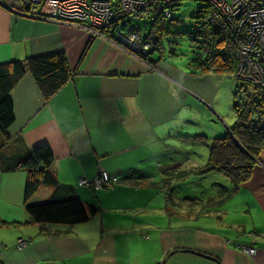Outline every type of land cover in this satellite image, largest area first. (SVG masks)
<instances>
[{
  "label": "crops",
  "instance_id": "crops-1",
  "mask_svg": "<svg viewBox=\"0 0 264 264\" xmlns=\"http://www.w3.org/2000/svg\"><path fill=\"white\" fill-rule=\"evenodd\" d=\"M2 6L0 64L63 54L71 78L48 102L30 74L11 91L14 120L0 150V264H264V153L229 199L216 195L217 185L227 188L217 181L211 183L214 193L198 189L201 195L188 199L198 203V214L169 210L156 186L174 171L204 167L208 148L183 137L224 134L213 121L222 118V76L192 75L156 59L152 68L128 45L18 17ZM44 145L59 188L41 185L29 204L63 200L70 190L96 210L85 223L70 228L33 223L24 210L26 172L1 168L12 146L21 158ZM99 170L121 182L100 191L78 186L80 180L93 181ZM232 199L242 201L240 213L250 216L253 207L258 213L250 230L223 222L220 208ZM200 218L217 228L196 225ZM40 228L46 231L40 234ZM20 239L28 242L21 249Z\"/></svg>",
  "mask_w": 264,
  "mask_h": 264
},
{
  "label": "trees",
  "instance_id": "trees-1",
  "mask_svg": "<svg viewBox=\"0 0 264 264\" xmlns=\"http://www.w3.org/2000/svg\"><path fill=\"white\" fill-rule=\"evenodd\" d=\"M173 2L172 10L176 7V0ZM200 13L205 20L200 32V36L204 39L202 44L204 55L203 59L197 60L196 65L189 66L188 72L192 75L207 73L219 76L233 75L234 77L237 56L229 35L217 31L211 26L209 22L210 7L207 4ZM149 18L152 21L150 33L146 38H141L139 35L141 44L148 43L150 45L149 56L154 52L162 54L161 37L166 18L161 13H153ZM168 19L171 21V17ZM134 21L139 20L132 22ZM90 43L86 45L82 56ZM149 59L154 60L150 57L145 59L146 62H150ZM161 60L158 59L157 61ZM149 62L147 63L150 65L155 64ZM26 74L31 75L45 102L54 97L71 78L67 60L63 54L0 64V150L8 143L7 132L14 120L11 91ZM235 81L234 99L236 100L240 92L246 95L245 102L241 107L236 103L234 104L236 122L228 129L229 132L224 138L210 139L204 135L182 138L192 145L207 147L208 156L204 167L197 171L187 169L174 171L164 177L159 185H156L158 190L162 191L166 206L170 204V201L172 202L171 182L183 181L192 174L203 176L207 173L216 172L226 177L231 183L230 189L217 185L215 190L216 195L224 199H229L242 184L250 179L260 154L264 153V118L262 114L264 96L249 84L237 82L236 79ZM249 89L253 90L250 95L248 94ZM9 151L13 152L9 154L10 157L3 159V167L1 168L5 171L26 172L24 210L33 223L42 227L62 226L70 228L85 223L95 215L96 210L86 208L70 190H67L68 195L63 200L50 199L44 203L30 205V199L41 185L59 188L54 177L48 171L53 162L52 154L45 145L29 151L27 155L21 158H17L18 154L13 146ZM1 157L3 156H0V159H2ZM117 182H121V180L118 178H115L114 181L110 180L109 188L104 190L110 189ZM171 204L175 205L173 202ZM39 231L42 234L46 228H40Z\"/></svg>",
  "mask_w": 264,
  "mask_h": 264
},
{
  "label": "built area",
  "instance_id": "built-area-1",
  "mask_svg": "<svg viewBox=\"0 0 264 264\" xmlns=\"http://www.w3.org/2000/svg\"><path fill=\"white\" fill-rule=\"evenodd\" d=\"M173 1L0 0V4L18 17L44 19L82 30L94 38H112L111 40L128 45L131 49L135 46L137 55L134 56L147 63L150 46L148 43L141 44L139 35L131 25L132 21L149 18L153 13H161L168 19ZM195 1L207 4L210 7L211 26L229 35L236 50L237 65L234 77L237 82L249 84L264 96V0ZM110 180L114 181L115 178H110L99 170L93 181L80 180L78 186L100 191L109 188ZM26 245L27 242L22 239L16 244L17 248ZM249 253L252 254L253 250H249Z\"/></svg>",
  "mask_w": 264,
  "mask_h": 264
},
{
  "label": "rangeland",
  "instance_id": "rangeland-1",
  "mask_svg": "<svg viewBox=\"0 0 264 264\" xmlns=\"http://www.w3.org/2000/svg\"><path fill=\"white\" fill-rule=\"evenodd\" d=\"M175 4L176 7L174 10H172L170 16L171 21L169 19H166L163 23V30L161 37L162 54H159L158 52H154V54L152 55L150 54L149 56L148 53L149 56L148 58L151 57L152 59H156V60L162 59V61L168 62L182 71H186V70L188 71L190 65H196L197 60L203 59L204 52L202 50V44L204 42V39L203 37L200 36V32L203 28L205 20L203 19L202 13H200V11L203 10L206 4L195 0H176ZM151 24L152 21L150 20V18L132 22L134 29L136 30L137 34L140 35L141 38H146L149 35ZM124 37L128 38V36L126 35H124ZM106 39L110 43L116 44L117 46L121 47L123 45L121 43H118L116 40L115 41L111 40L112 38L108 39L105 37V40ZM135 44L137 45V43ZM136 49L137 48H135V46L132 47L131 52H133ZM133 53L137 55L135 51ZM139 60L144 62L142 58L141 59L139 58ZM150 67H152V65H150ZM220 81L222 82V84L218 98L220 99L219 102L221 104L222 118L219 121L216 117H214L213 121L214 123H218V125L224 130V134L220 137V138H224L227 134V130L230 129L236 122V116L234 113V104L236 103L241 107L245 102L246 95L243 92H240L237 95L236 100L234 99L235 91H236L235 90L236 81L233 75H224L220 77ZM252 93L253 90L249 89L248 94L250 95ZM262 114L264 118V108L262 109ZM208 128L212 129V126L209 125ZM189 146L190 145L188 144V147ZM179 155L181 156V154ZM211 176L205 177L204 179L196 178V179H185L180 182H174V181L171 182L170 185L173 189V193L171 194L172 202L173 203L176 202L175 201L176 197L178 201L176 202L175 205L171 204L172 202L170 201V204L169 205L167 204V208L175 213L178 211L180 212L190 211L192 213L198 214V211L200 209L198 207L200 206L197 205L198 204L197 202L188 199L194 198L195 193L197 195H201L200 194L201 192H199L200 189L204 188L205 191L207 190L206 193H214L213 190H211V188H213L211 184L213 183L212 181H217L216 183H221L222 185H225L228 189H230L231 183L229 181L228 182L226 181L228 180L226 177H224L223 175H218L221 177L218 180H215ZM219 180L220 182H218ZM163 200H164V196H163ZM248 201H250L251 204L254 206L251 200ZM241 202L242 201L240 199H232L231 201L227 202L226 205L220 208L221 213H223L222 215V218H224L223 222L229 225L235 224L240 228H246L247 230H250L249 228H253L254 222L255 224H257L258 213L254 212V207L251 209L250 216L247 214L240 213L239 209L242 210L240 206ZM213 210L217 211L215 209ZM208 220L204 218H200L196 221V225L205 228H217L215 227L216 223L213 220H211V223L209 222L205 223ZM6 232H9V230ZM231 234L234 233H232L231 231ZM23 235L26 236L25 234ZM243 250L246 254H250L249 250L251 249H243Z\"/></svg>",
  "mask_w": 264,
  "mask_h": 264
},
{
  "label": "water",
  "instance_id": "water-1",
  "mask_svg": "<svg viewBox=\"0 0 264 264\" xmlns=\"http://www.w3.org/2000/svg\"><path fill=\"white\" fill-rule=\"evenodd\" d=\"M3 7V6H2ZM3 8H5V7H3ZM6 9V8H5ZM25 18H29V17H25ZM29 19H32V18H29Z\"/></svg>",
  "mask_w": 264,
  "mask_h": 264
}]
</instances>
